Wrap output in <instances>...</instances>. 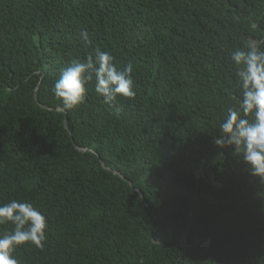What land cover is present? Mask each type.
Masks as SVG:
<instances>
[{
    "label": "trees",
    "instance_id": "16d2710c",
    "mask_svg": "<svg viewBox=\"0 0 264 264\" xmlns=\"http://www.w3.org/2000/svg\"><path fill=\"white\" fill-rule=\"evenodd\" d=\"M249 39L264 0H0V203L48 223L19 264H264V183L213 142ZM97 47L136 95L105 104L93 80L66 109L52 85Z\"/></svg>",
    "mask_w": 264,
    "mask_h": 264
},
{
    "label": "clouds",
    "instance_id": "9594fccd",
    "mask_svg": "<svg viewBox=\"0 0 264 264\" xmlns=\"http://www.w3.org/2000/svg\"><path fill=\"white\" fill-rule=\"evenodd\" d=\"M80 38L92 43L87 29L80 31ZM229 58L235 66L231 95L236 103L227 106L213 142L221 149L231 148L248 172L264 183V50L249 39L231 51ZM114 61L109 51L99 47L84 59L70 60L52 85L53 95L66 109L75 108L85 101L87 85L94 80V90L105 104L114 105L118 96L134 97L132 63L118 68ZM0 225H11L0 232V264H19L13 256L19 246H45L47 217L31 202L0 203Z\"/></svg>",
    "mask_w": 264,
    "mask_h": 264
}]
</instances>
